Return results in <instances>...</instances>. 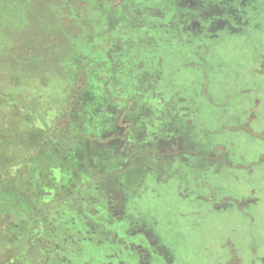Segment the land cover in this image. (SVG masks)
<instances>
[{
  "label": "flooded vegetation",
  "instance_id": "flooded-vegetation-1",
  "mask_svg": "<svg viewBox=\"0 0 264 264\" xmlns=\"http://www.w3.org/2000/svg\"><path fill=\"white\" fill-rule=\"evenodd\" d=\"M132 1L124 6L132 5ZM139 1L136 2L137 5ZM148 1L153 5L154 16L150 22L153 39L136 38L138 34L132 30L130 36L123 35L122 43L112 45V51L123 49L122 54L115 55L120 58V63L113 66L109 64L111 70L107 72L109 65L103 60L100 64V67L104 65L103 71L98 69L96 73L99 77L106 72L108 75L111 73L120 80L113 84L110 83L111 80L94 82L97 86L91 88L92 101L87 104L90 129L94 135L107 139L103 145L107 151H104V155L97 154L93 168L103 176L113 172L121 173L113 187L114 192H94L87 218L76 217L74 220V217L67 216L66 230L40 234V244L36 242V246L24 250L33 262L24 264H180L175 252L164 245L156 233L134 215L135 212L131 216V212L127 211L125 199L128 195H138L142 199L144 186H134L131 194L126 184L128 177L138 173L150 175L156 182L166 181L169 173L172 176L180 173L179 168L182 167H175L177 163L185 171L192 173L199 164L193 160L191 153L202 162L211 161L216 169L225 170L226 190L220 199L217 197L210 209L227 214L238 213L245 221L253 220L249 209L257 204L254 197L255 185L257 179L264 182V129L253 131L251 127V123L257 121L262 113L255 108L260 104L258 99L254 98L255 102L253 99L250 104L252 88L242 87L238 92L243 96L242 104L245 103L241 118L235 119L239 123L231 124L224 96L217 102L222 122L230 121L229 132L249 134L262 142L255 153H240L237 160L233 159L232 162L228 151L231 144L221 142L218 138L212 152L199 151L201 148L194 151V138L189 137L187 131L191 123L187 121V115L191 114L188 102L181 100L178 94L175 95L171 86L167 91L163 86L156 89L159 77L151 71V67H156V62L160 61L157 49L161 46L157 42L162 41L161 34L170 40L167 43L169 45L178 42L183 51L181 67H187L190 63L186 49L188 46H194L195 49H192L196 56L201 57L208 50L205 39H216L222 33L238 35L250 30H261L264 0ZM256 44V39L251 42L252 56L256 60L252 74L264 78V51L258 50ZM145 51L148 54L156 51V55H152V61L141 57ZM93 68L96 69L97 66ZM126 80H135V86L123 87V81ZM152 81L155 82L154 85ZM200 83V91L203 92L206 80L203 79ZM110 84L112 86L109 87ZM127 91L131 92L130 97L124 95ZM163 94L170 95L168 103H163L165 106L161 101ZM194 121L197 122L195 119ZM184 126L187 130L183 133L181 129ZM238 168L243 169L240 175L236 173ZM54 178L53 187L59 183L61 176ZM102 188L104 189L103 185ZM189 189H184L185 196H197L203 203L212 200L207 195ZM48 193L52 194V189ZM193 213L196 211L191 213L189 210V215ZM234 230L231 225L226 231L212 260L202 257L204 264H264V255L260 251L257 253V245L250 232L242 246L243 255L239 257V247L231 239ZM63 237L68 240L66 245ZM201 250L207 253L205 247ZM188 257L184 264H192L191 254ZM8 264H17L15 257Z\"/></svg>",
  "mask_w": 264,
  "mask_h": 264
},
{
  "label": "trees",
  "instance_id": "trees-1",
  "mask_svg": "<svg viewBox=\"0 0 264 264\" xmlns=\"http://www.w3.org/2000/svg\"><path fill=\"white\" fill-rule=\"evenodd\" d=\"M129 1L0 0V264L32 263L24 250L40 234L66 230L67 216L87 218L94 192H114L121 173L93 168L107 139L90 129L87 104L96 81L120 80L107 74L123 52L112 45L132 30L153 39L152 3ZM34 23L46 30L44 46L30 43ZM103 60L110 65L99 77Z\"/></svg>",
  "mask_w": 264,
  "mask_h": 264
},
{
  "label": "rangeland",
  "instance_id": "rangeland-1",
  "mask_svg": "<svg viewBox=\"0 0 264 264\" xmlns=\"http://www.w3.org/2000/svg\"><path fill=\"white\" fill-rule=\"evenodd\" d=\"M38 11L41 12L40 8ZM42 15L45 13L43 12ZM49 20L46 19L47 22ZM261 28L255 32L250 30L246 34L222 33L216 39H205L208 50H205L201 57L196 56L195 50L192 49L194 46H188L186 49L190 63L187 67H181L183 51L177 41L169 45L167 43L170 40L162 37V41L157 42L161 46L158 50L160 61L156 62V67H151V71L159 77L155 88L163 86L167 91L171 86L175 95L178 94L181 100L188 102L191 114L187 115V121L193 124L190 123L188 130L185 126L182 127L181 131L184 133L187 130L188 136L194 138V151L201 148L199 151L212 152L214 143L218 139L231 144L227 150L230 152L232 162L233 159L237 160L240 153L259 150L261 141L253 139L249 134L228 131L230 121L222 122L217 102L224 96L225 105L229 109L227 115L232 119L231 124L239 123V120L237 122L235 119L241 118L240 114L243 113L245 103L242 104L243 96L238 92L242 87L252 88L250 104L254 98L258 99L260 104L255 108L262 113L257 121L251 123V127L253 131L264 129V78L252 74L256 60L252 56L253 46H251V42L256 39L257 49L264 51V20ZM45 32L46 30H41L34 23L33 28L31 27L30 43H40L44 46L45 38L42 36ZM62 32L64 31H60V34ZM203 79L206 80V87L201 92L200 81ZM152 83L154 85L155 82ZM13 90L15 91L16 88L13 87ZM44 90L57 94L51 87ZM168 99L170 95L163 94L162 104H167ZM223 126L224 128H221ZM190 155L199 164L192 173L185 171L184 167L177 163L175 167H182L179 168L180 173L173 176L169 173L166 181L156 182V179L150 175L139 173L128 177L126 186L129 193L133 194L134 186L143 185L144 197L141 199L138 195H128L125 199L127 211L131 212V216L135 212L134 215L149 230L154 231L164 245L175 252L180 264H184L190 254L192 264H204L202 257L212 260L218 252L216 248L220 240L224 238L231 225L235 228L231 233V239L236 247H239V257L243 255L242 246L249 232L254 237L257 253L260 251V254L264 255V182L257 179L255 185L254 197L257 199V204L249 209L253 215L252 221H245L238 213L217 212L210 209V206L226 190L225 170L216 169L211 161L202 162L193 153ZM242 170L238 168L236 173L240 175L243 173ZM186 188L194 189L212 200L203 203L204 201L198 200L197 196L189 194L185 196ZM189 210L191 213L194 211L196 213L189 215ZM204 247L207 253L201 250Z\"/></svg>",
  "mask_w": 264,
  "mask_h": 264
}]
</instances>
